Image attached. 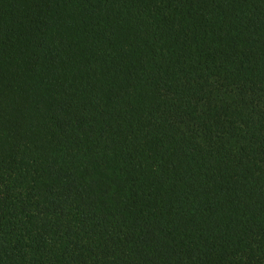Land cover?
<instances>
[{
  "label": "trees",
  "instance_id": "16d2710c",
  "mask_svg": "<svg viewBox=\"0 0 264 264\" xmlns=\"http://www.w3.org/2000/svg\"><path fill=\"white\" fill-rule=\"evenodd\" d=\"M0 264H264V0H0Z\"/></svg>",
  "mask_w": 264,
  "mask_h": 264
}]
</instances>
